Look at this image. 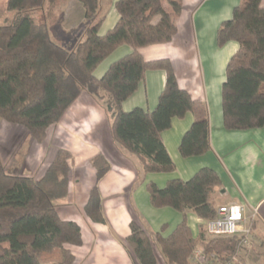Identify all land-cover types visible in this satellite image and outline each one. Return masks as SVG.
<instances>
[{"label": "trees", "instance_id": "trees-1", "mask_svg": "<svg viewBox=\"0 0 264 264\" xmlns=\"http://www.w3.org/2000/svg\"><path fill=\"white\" fill-rule=\"evenodd\" d=\"M45 1L6 2L7 10L15 16L0 24V121L21 126L34 142L42 143L48 128L86 93L108 116L113 142L138 158L144 174L174 170L161 133L170 128L172 119H182L188 113L194 114L195 120L180 140L179 155L187 159L209 151L204 106L178 87L168 60L146 62L138 53L139 48L171 41L182 0H117L114 9L118 19L104 35H99L104 20L99 15V0H74L83 9L86 26L71 49L56 44L46 25L32 17L31 11L42 8ZM260 2L241 0L231 19L216 33L218 47L228 42L238 47L226 65L221 86L222 124L228 131L264 128V8ZM121 46L131 52L96 79L95 69ZM147 71H160L165 76L155 108L151 112L141 108L124 112L122 103L137 90ZM69 159L66 150H58L36 180L6 174L0 162V264L74 262L66 246L81 245L80 228L62 221L54 205L68 192ZM91 166L95 184L84 213L90 221L106 224L97 183L109 164L98 155ZM219 184V177L210 168L199 169L186 181L169 180L163 188L147 184L150 205L170 208L182 219L167 237L149 235L132 221L123 245L133 263L157 264L156 247L165 264H188L198 246L212 264L229 262L239 238H207L204 228L193 237L185 216L190 211L203 222L214 219L212 196ZM42 257L48 262H40Z\"/></svg>", "mask_w": 264, "mask_h": 264}, {"label": "crops", "instance_id": "crops-1", "mask_svg": "<svg viewBox=\"0 0 264 264\" xmlns=\"http://www.w3.org/2000/svg\"><path fill=\"white\" fill-rule=\"evenodd\" d=\"M116 1L99 0V15L104 17L99 35H104L115 25L118 19L114 9ZM68 2H72L70 7L58 15L64 22L66 18L73 22L74 13L79 14L78 23L83 31L86 21L82 7L73 0ZM240 3L241 0H182L181 12L174 21L176 34L171 41L138 49L146 62L168 60L178 87L186 91L193 102L204 106L209 142V151L205 155L184 159L178 153L182 136L195 120V115L188 113L182 119H172L170 128L161 133L162 144L174 170L167 174H144L138 158L113 142L108 116L86 93H82L61 119L48 128L46 143L38 149L42 154L41 161L32 171L27 170L29 163L25 155L26 167H22V174L18 176L36 180L44 174L57 150H66L70 154L68 192L54 205L62 221L75 223L80 228L81 245L66 246L74 257L72 264H134L123 245L130 234L132 221L149 235L167 237L182 219L170 208L152 207L146 185L153 183L163 188L172 179L186 181L201 168H210L219 177L220 184L212 196L216 209L234 203L244 205L246 217L254 215L252 247L236 253L233 264L264 263V128L228 131L222 124L221 86L226 65L238 47L234 42L218 47L216 33L223 22L231 19L233 9ZM260 6L264 8V0ZM59 29L61 34L66 32L65 27L59 25ZM67 29L74 30V23ZM81 31L77 39L69 43V49L80 39ZM130 52L127 46L119 47L95 69L93 76L99 79L110 64ZM164 80L163 72H145L137 90L122 103V110L129 112L141 108L151 112L163 90ZM98 155L109 164V170L97 183L106 224L94 223L84 213L95 184L91 160ZM27 172L28 175L23 174ZM185 216L193 237H196L205 222L190 211H186ZM200 249L198 246L196 251ZM154 251L157 264H165L156 247ZM254 258H258L257 263L253 262ZM188 264H193V256Z\"/></svg>", "mask_w": 264, "mask_h": 264}, {"label": "rangeland", "instance_id": "rangeland-1", "mask_svg": "<svg viewBox=\"0 0 264 264\" xmlns=\"http://www.w3.org/2000/svg\"><path fill=\"white\" fill-rule=\"evenodd\" d=\"M6 2L7 0H0V24H7L11 22L15 16L14 12L7 10ZM74 2L81 8V5L78 2ZM71 3L72 2L61 0H54L53 2L46 0L42 8L31 11L32 17L37 22L44 23L46 25L50 38L53 41L60 42L62 44L61 46L67 49H69V43L75 41L78 34L82 30V25L78 23L79 14L74 13L73 22H71V19L69 18H66L64 22V19L60 18L61 16L58 15L59 12L68 9ZM58 23L61 28L65 27L66 32H64V34H61ZM71 23H74L75 26V29L72 31L67 29V26H71ZM45 143L46 142L44 141L42 143L34 142L29 134H27V131L21 126L0 121V162L4 171L8 175L18 176L19 174H22V167H26L25 155H27L29 163L27 170L29 168L32 171L35 165L41 161L40 157L42 154L38 151V149H42V146L40 145H45ZM36 151H38V153L35 154ZM23 174L28 175V172ZM207 238L210 237L207 236ZM197 248L194 251H196ZM158 260L160 261V259ZM40 262L48 261H45L44 257H42L40 258ZM253 262L257 263L258 258H254ZM262 264L264 263L262 262Z\"/></svg>", "mask_w": 264, "mask_h": 264}, {"label": "built area", "instance_id": "built-area-1", "mask_svg": "<svg viewBox=\"0 0 264 264\" xmlns=\"http://www.w3.org/2000/svg\"><path fill=\"white\" fill-rule=\"evenodd\" d=\"M253 219L254 215L251 217L245 216L244 205L229 203L217 207L215 218L206 221L204 223V229L207 236L211 238H239L236 249V253H238L241 249H251L252 247ZM235 255L225 264L235 263ZM193 264L212 263L204 256L202 249H200L193 254Z\"/></svg>", "mask_w": 264, "mask_h": 264}]
</instances>
